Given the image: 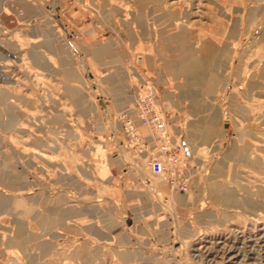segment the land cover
Returning <instances> with one entry per match:
<instances>
[{
  "label": "rangeland",
  "instance_id": "374dc122",
  "mask_svg": "<svg viewBox=\"0 0 264 264\" xmlns=\"http://www.w3.org/2000/svg\"><path fill=\"white\" fill-rule=\"evenodd\" d=\"M0 264H264V0H0Z\"/></svg>",
  "mask_w": 264,
  "mask_h": 264
},
{
  "label": "built area",
  "instance_id": "2783aa9c",
  "mask_svg": "<svg viewBox=\"0 0 264 264\" xmlns=\"http://www.w3.org/2000/svg\"><path fill=\"white\" fill-rule=\"evenodd\" d=\"M139 120L143 125H146L151 129L152 132V141L158 145L162 153L169 151L171 148L169 143V136L166 133V122L164 118L158 113V111L154 110L150 105L149 108H143L141 111L136 112ZM132 121L131 118H127V122H125V126L131 129ZM171 145V144H170ZM166 157L162 158L161 156H151L148 159V165L150 169L156 175H162L164 173V167L166 164Z\"/></svg>",
  "mask_w": 264,
  "mask_h": 264
},
{
  "label": "bare ground",
  "instance_id": "6f19581e",
  "mask_svg": "<svg viewBox=\"0 0 264 264\" xmlns=\"http://www.w3.org/2000/svg\"><path fill=\"white\" fill-rule=\"evenodd\" d=\"M181 39V38H180ZM179 47L181 48V50H183V51H185V50H187V46H186V44L185 43H183V42H179ZM185 55H187V54H185ZM188 62H190V61H188ZM182 68L184 69V70H186V71H191V69H192V64H187V65H185V64H183L182 65ZM197 75H199V74H197ZM197 75H195L194 77L192 76V78L194 79V78H196V79H198V81L199 80H203V78H204V75H199V76H197ZM196 80L194 79V80H192V82H195ZM210 84V83H209ZM206 89H208L209 90V88H206ZM210 119H206V120H204V122H203V124L201 123V122H199V121H197V122H193L190 126H189V129H188V138L189 139H199V140H201V141H206L209 137H210V135H212V133H213V128H212V126H211V124H210ZM227 196H229V193H226V194H223V196H221V200H222V198H223V200H227L228 198H227ZM230 197V196H229ZM230 200L232 201H234V199L233 198H230ZM23 237H24V235L23 234H21V230H18V234L16 235V238L18 239V241H22V239H23ZM204 239V238H203ZM203 242H205V244H206V242H208V243H210L209 244V246H207V245H202L200 248H195L194 250H195V252H199V254L201 253H207L208 255L209 254H212V253H215V242H210V241H203ZM260 243V242H259ZM202 244V243H201ZM249 244V243H248ZM217 247V246H216ZM230 248V247H229ZM241 248V247H240ZM227 249V248H226ZM205 253V254H206ZM214 262V261H213Z\"/></svg>",
  "mask_w": 264,
  "mask_h": 264
}]
</instances>
